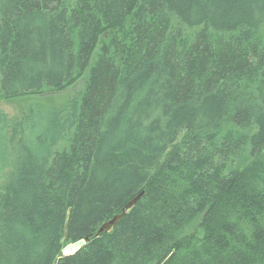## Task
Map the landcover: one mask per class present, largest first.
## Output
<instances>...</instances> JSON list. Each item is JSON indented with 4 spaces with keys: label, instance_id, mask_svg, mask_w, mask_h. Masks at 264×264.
Masks as SVG:
<instances>
[{
    "label": "trees",
    "instance_id": "1",
    "mask_svg": "<svg viewBox=\"0 0 264 264\" xmlns=\"http://www.w3.org/2000/svg\"><path fill=\"white\" fill-rule=\"evenodd\" d=\"M79 81L0 111V264H264V0H0V100Z\"/></svg>",
    "mask_w": 264,
    "mask_h": 264
},
{
    "label": "rangeland",
    "instance_id": "2",
    "mask_svg": "<svg viewBox=\"0 0 264 264\" xmlns=\"http://www.w3.org/2000/svg\"><path fill=\"white\" fill-rule=\"evenodd\" d=\"M79 81L74 87L66 89L64 92L47 93L41 96L19 97L9 100H0V111L7 115L8 118L17 116L21 109H23L31 101H40L50 105L61 107L67 101V98L74 92L80 89Z\"/></svg>",
    "mask_w": 264,
    "mask_h": 264
},
{
    "label": "water",
    "instance_id": "3",
    "mask_svg": "<svg viewBox=\"0 0 264 264\" xmlns=\"http://www.w3.org/2000/svg\"><path fill=\"white\" fill-rule=\"evenodd\" d=\"M142 197V194L138 195L135 199H133L130 203H128L125 208L122 210L121 214L118 216L113 217L110 221L103 223L94 234V238L100 237L102 234L109 233L113 227L123 218L125 213L133 207L136 202ZM64 240H67L68 236V217L66 219V224L64 227ZM86 242H88V239L80 240L75 242L74 244L67 245L63 250L62 254L63 256H72L74 255Z\"/></svg>",
    "mask_w": 264,
    "mask_h": 264
}]
</instances>
